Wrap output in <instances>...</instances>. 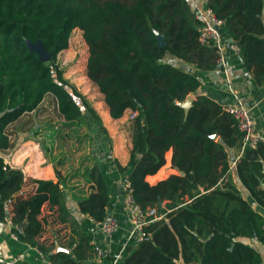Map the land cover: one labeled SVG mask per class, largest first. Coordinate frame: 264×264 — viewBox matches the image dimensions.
Instances as JSON below:
<instances>
[{"label":"trees","instance_id":"obj_1","mask_svg":"<svg viewBox=\"0 0 264 264\" xmlns=\"http://www.w3.org/2000/svg\"><path fill=\"white\" fill-rule=\"evenodd\" d=\"M205 1L222 18L254 81L264 84L263 0ZM198 25L184 0H0V150L11 146L7 124L37 109L45 93L62 118L59 128L79 125L83 107L94 111L55 62L73 28L86 44L84 73L110 117L135 111L128 118L127 162L113 161L119 172L128 168L123 180L133 199L162 215L143 225L144 236L126 246L118 264H264L260 251L239 238H254L264 251V215L231 181L228 150L239 147L240 132L219 102L195 93L199 80L192 72L162 60L168 52L200 70L216 66L214 50L197 40ZM37 38L47 61L28 48ZM191 93L184 111L180 102ZM167 150L174 172L149 182L147 175L163 171ZM233 166L264 209V141L244 147ZM83 175L90 190L76 200L77 211L98 221L109 190L95 163ZM59 184L26 175L0 154V221L8 220L15 237L52 264H88L90 235L69 218ZM56 219L70 221L71 235L62 226L42 234ZM54 242L68 250L53 251Z\"/></svg>","mask_w":264,"mask_h":264},{"label":"crops","instance_id":"obj_2","mask_svg":"<svg viewBox=\"0 0 264 264\" xmlns=\"http://www.w3.org/2000/svg\"><path fill=\"white\" fill-rule=\"evenodd\" d=\"M261 18L264 23V0ZM221 31L225 42L224 67L216 65L211 69L200 70L182 60L178 61L179 67L192 72L198 78L199 85L195 93L206 95L220 104L232 100V96L226 86V81L228 80L238 99L249 106L254 127L264 138V103L262 101L264 84H257L254 81L251 73L243 64L240 48L223 25L221 26ZM162 58L165 59L164 56ZM81 93L90 96L91 100L92 95H88L85 91H81ZM95 93L97 96L95 102L97 103L93 104L92 102V107L95 110L96 118L88 115L82 132L85 133L86 139L91 138L92 147L75 151L73 147L75 145L73 141L75 137L64 136L68 134V129L66 127L59 128L55 121L59 119V115L50 121L44 118L40 119L37 125L31 124L27 118L32 114L33 110H36L33 109L25 111L18 116H23L25 113L28 114L21 122L17 123L15 121L17 117L7 124L6 130L9 131L8 137L11 141V146L1 149L0 154L9 164L19 166L26 175L50 178L53 181L58 178L59 186L64 192L66 207L70 213L69 218L78 219L80 226L90 236L92 235L97 241L99 240L101 244V254L98 256L93 255L89 258L88 264H112V259L129 227V220L122 203L123 187L125 185L123 178L128 168L124 172H119L113 161V159H116L120 165H124L127 162L128 148L131 144L127 118L129 109H125L120 116L112 118L108 114L107 107L100 96L101 93L98 90ZM46 95L49 97L46 98L50 99L51 95L46 93L38 106L43 104L42 102ZM189 95L193 97L192 93ZM25 121L26 124L23 125ZM100 126L104 128L105 132ZM60 137L67 140V142L62 144V147L59 140ZM65 151L68 152V155H65L66 157L62 156ZM239 153L240 147L229 148L228 150L231 181L236 186L239 194L245 197L255 209L264 215V209L253 202L247 190L239 182L234 166H230L231 161ZM169 156L170 150H167L165 152L167 161L163 171L158 173L159 169L154 174L147 175L145 178L149 182L162 178L169 172H174V169L169 166ZM93 163L100 169L109 190L106 213L114 215L117 219V228L108 236H103L90 218L79 214L77 211L76 200L85 196L90 190L89 182L86 181L83 175L84 169ZM49 223L42 234L62 226L61 231L66 232L67 236L71 235L70 221L67 220V222L62 223L56 219L55 222ZM239 238L259 250L264 259V253L260 249L262 246L260 247L254 238ZM64 248L67 249L66 247ZM0 264H52V262L38 249L13 236L9 222L5 220L0 221Z\"/></svg>","mask_w":264,"mask_h":264},{"label":"built area","instance_id":"obj_3","mask_svg":"<svg viewBox=\"0 0 264 264\" xmlns=\"http://www.w3.org/2000/svg\"><path fill=\"white\" fill-rule=\"evenodd\" d=\"M184 2L189 6L194 17L199 20L197 40L199 43L211 47L215 53L216 65L224 67L225 42L221 31V26L223 25L222 18L213 12V10L206 4L205 0H184ZM226 82L232 100L221 105L233 118L236 128L240 132V151L247 146L254 147L258 141H264V138L254 127L249 106L238 99L237 94L233 90L229 81L227 80ZM134 114L135 111H129L127 118H130ZM234 161L235 159L231 161L230 166L234 165ZM122 203L129 220V227L124 235L123 241L120 243L118 251L112 259V264H117L122 258V254L125 252L126 246L129 243L137 242L142 239L144 236L143 225L146 222L162 215L161 213L158 214L156 212L154 206L147 205L141 207L133 199L127 182L123 187ZM92 222L103 236L112 234L117 228V219L110 213H106L100 220ZM13 236L15 235L13 234ZM90 243L93 246L94 255H100L102 249L99 240L97 241L95 237L91 235Z\"/></svg>","mask_w":264,"mask_h":264},{"label":"rangeland","instance_id":"obj_4","mask_svg":"<svg viewBox=\"0 0 264 264\" xmlns=\"http://www.w3.org/2000/svg\"><path fill=\"white\" fill-rule=\"evenodd\" d=\"M86 53H87L86 44L81 37L80 31L77 28H73V30L70 32L69 35L67 47L58 52V54L56 55L55 62L57 64V68L60 69L61 71L62 77H64L71 85H73L75 89L79 91V93H81V91H85V93H87L88 95H92V98L90 100V96H86L85 94L81 93L85 97L86 102L92 107L93 104L97 103L95 102L97 98L95 91L97 90V88L95 84H93V82H91L84 73ZM163 56L165 57V59L162 58V60H165L178 67L180 66L178 63L180 59L176 58L172 54L165 52ZM46 97H48V95L44 97V101L42 102L43 104L38 106L36 110H33V112H31L32 113L31 115L28 116V114L25 113L23 114V116L18 117L15 121L19 123L28 116L27 119L30 120L31 124L37 125L39 124L40 119L45 118L47 121H50L52 118L57 117L59 114L56 111L55 106L52 104V100H51L52 97H50L49 100H48L49 97L48 98ZM81 109H82L81 113L83 116L82 122L77 126L76 125L64 126L68 129V134L64 136L70 135L75 137V139L73 138L74 139L73 141L75 142V145L73 146L75 151L81 148L85 150V148L88 149L92 147L91 138L86 139L85 133L82 132H83V128L85 127V119L87 120L88 115L94 117L96 113L95 110L92 112L90 110L85 109L84 107ZM61 120L62 118L59 115V119L55 120L58 126H59V121ZM25 124L26 121L23 123V125ZM59 140L61 143V147L63 143L67 142V140L62 137H60ZM65 155H68L67 151H65V154L62 156L66 157ZM163 203L164 202L162 201L159 204L160 208L164 207ZM256 243L260 245L259 242L256 241ZM260 249L261 251H263V248Z\"/></svg>","mask_w":264,"mask_h":264},{"label":"water","instance_id":"obj_5","mask_svg":"<svg viewBox=\"0 0 264 264\" xmlns=\"http://www.w3.org/2000/svg\"><path fill=\"white\" fill-rule=\"evenodd\" d=\"M157 44L158 45H161L163 44V40H162V37L160 35H158L157 37ZM28 48L34 52L37 53L38 55V58L42 61H46L49 57V52L48 51H45L39 41V39L37 38L34 42H31V43H28ZM191 99L192 97L190 95H187L185 97V99L183 101L180 102V105L182 106L183 110L186 111L188 106L190 105L191 103ZM213 138H215L217 136L216 133H213L211 135ZM8 216V213L7 211L5 210V217ZM22 222H18L15 226L17 229H20V226H21ZM58 249H61V250H65L67 251V249H65L63 246H59L57 242H54V249L53 251H56Z\"/></svg>","mask_w":264,"mask_h":264}]
</instances>
